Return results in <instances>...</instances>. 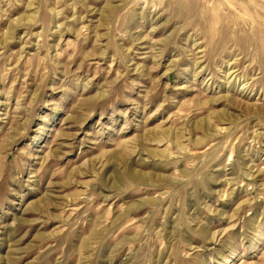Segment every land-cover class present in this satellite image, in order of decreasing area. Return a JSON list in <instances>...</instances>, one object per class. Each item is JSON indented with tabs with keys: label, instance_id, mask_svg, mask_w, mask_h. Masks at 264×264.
Here are the masks:
<instances>
[{
	"label": "rangeland",
	"instance_id": "1",
	"mask_svg": "<svg viewBox=\"0 0 264 264\" xmlns=\"http://www.w3.org/2000/svg\"><path fill=\"white\" fill-rule=\"evenodd\" d=\"M0 264H264V0H0Z\"/></svg>",
	"mask_w": 264,
	"mask_h": 264
}]
</instances>
